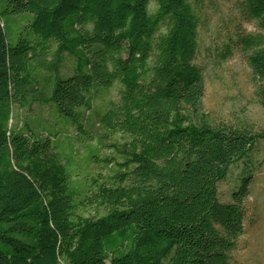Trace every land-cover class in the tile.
I'll return each instance as SVG.
<instances>
[{"label":"trees","instance_id":"16d2710c","mask_svg":"<svg viewBox=\"0 0 264 264\" xmlns=\"http://www.w3.org/2000/svg\"><path fill=\"white\" fill-rule=\"evenodd\" d=\"M210 1L0 0V264H238L251 170L231 201L218 188L264 125L212 124L203 111L195 58ZM7 18L23 25L15 43ZM221 25L223 58L244 55L264 110V0L234 1ZM114 85L117 100L95 113L108 172L81 181L73 139L61 155L59 134H37L23 114L47 107L90 141L95 95Z\"/></svg>","mask_w":264,"mask_h":264},{"label":"rangeland","instance_id":"374dc122","mask_svg":"<svg viewBox=\"0 0 264 264\" xmlns=\"http://www.w3.org/2000/svg\"><path fill=\"white\" fill-rule=\"evenodd\" d=\"M236 0H212L213 7L208 8L206 21L199 29L198 52L195 64L200 68L204 78L205 90L202 98L204 113L212 124H228L235 120L247 122L253 128L264 125V110L254 98V80L251 69L248 67L244 55L238 50L223 58L225 30L221 27L222 21L228 22L231 18L232 4ZM10 19V18H9ZM6 19V33L8 40L15 43L20 33L24 31L23 25L13 23L12 18ZM229 24V23H228ZM243 33H256L257 27L253 22L239 21ZM73 60L65 56L61 73L71 74ZM119 86L102 88L94 98L90 112L91 120L86 122L84 129L92 137L90 141L81 142L74 135L75 130L64 121L57 118L47 108L34 106L33 113L23 114L31 120L37 134L49 131L58 133V151L61 155L70 153V142L78 149L73 158L71 168L81 181L89 180L88 177L97 173L107 174L108 169H103L99 160L111 156L109 147L101 148L97 144V137L103 133L96 125V112L101 113L110 101L117 100ZM121 141V136L108 137L106 145L112 141ZM97 149V150H96ZM90 151L93 157L87 159ZM250 169L251 185L250 194L244 202L246 221L244 233L237 242L236 249L231 253L232 261L238 264H264V142H259L249 160H243L231 167L226 180L218 188L219 199L222 202L231 201L230 193L237 188L244 166ZM248 173V174H247ZM241 181V180H240ZM89 215L92 212H88Z\"/></svg>","mask_w":264,"mask_h":264}]
</instances>
